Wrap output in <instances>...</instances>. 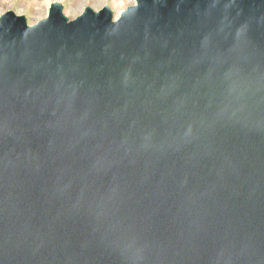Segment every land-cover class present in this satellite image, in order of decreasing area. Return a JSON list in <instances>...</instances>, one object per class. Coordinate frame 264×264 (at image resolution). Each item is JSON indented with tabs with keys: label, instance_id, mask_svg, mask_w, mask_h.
Here are the masks:
<instances>
[{
	"label": "water",
	"instance_id": "obj_1",
	"mask_svg": "<svg viewBox=\"0 0 264 264\" xmlns=\"http://www.w3.org/2000/svg\"><path fill=\"white\" fill-rule=\"evenodd\" d=\"M0 16V264H264V0Z\"/></svg>",
	"mask_w": 264,
	"mask_h": 264
},
{
	"label": "rangeland",
	"instance_id": "obj_2",
	"mask_svg": "<svg viewBox=\"0 0 264 264\" xmlns=\"http://www.w3.org/2000/svg\"><path fill=\"white\" fill-rule=\"evenodd\" d=\"M55 2L64 6V14L70 20L80 16L86 7L95 11L109 6L118 18L121 12L135 5V0H0V16L8 11L17 15L26 16L30 25H35L40 20L47 18L51 5Z\"/></svg>",
	"mask_w": 264,
	"mask_h": 264
}]
</instances>
